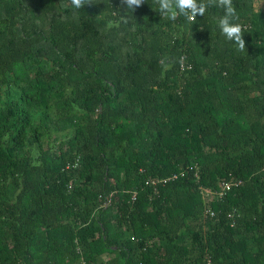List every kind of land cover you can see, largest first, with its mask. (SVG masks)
Masks as SVG:
<instances>
[{
  "label": "trees",
  "instance_id": "16d2710c",
  "mask_svg": "<svg viewBox=\"0 0 264 264\" xmlns=\"http://www.w3.org/2000/svg\"><path fill=\"white\" fill-rule=\"evenodd\" d=\"M255 1L233 0L240 52L217 6L0 0V264H264Z\"/></svg>",
  "mask_w": 264,
  "mask_h": 264
},
{
  "label": "clouds",
  "instance_id": "9594fccd",
  "mask_svg": "<svg viewBox=\"0 0 264 264\" xmlns=\"http://www.w3.org/2000/svg\"><path fill=\"white\" fill-rule=\"evenodd\" d=\"M144 0H120L122 8H124L126 15H120L123 22H127L128 13L133 12L135 8L139 7ZM93 3V0H71V4L75 9H81L84 5ZM158 10L166 19L175 21L178 16H184L189 21H195L197 15L203 16L208 6H217L223 9L224 15L219 18L218 26L221 34L226 37L228 41L235 44L240 52L246 50V42L243 38V28L238 22L239 16L236 13L233 0H207V3H198V0H156ZM183 63V58H180Z\"/></svg>",
  "mask_w": 264,
  "mask_h": 264
},
{
  "label": "built area",
  "instance_id": "2783aa9c",
  "mask_svg": "<svg viewBox=\"0 0 264 264\" xmlns=\"http://www.w3.org/2000/svg\"><path fill=\"white\" fill-rule=\"evenodd\" d=\"M175 177H176V175H173L171 178H167L166 180H169V179L173 180V179H175ZM241 184H242V179L231 176L227 179L220 181L217 189L210 190L207 188H201V193L205 199L209 198L212 195H214V196L216 195V197L221 198L222 196H224L226 194V192L228 190H230L231 188H234L236 186H239ZM204 214L208 215V216H213L214 211L210 207L205 206ZM81 264H86V263L84 260H82Z\"/></svg>",
  "mask_w": 264,
  "mask_h": 264
},
{
  "label": "rangeland",
  "instance_id": "374dc122",
  "mask_svg": "<svg viewBox=\"0 0 264 264\" xmlns=\"http://www.w3.org/2000/svg\"><path fill=\"white\" fill-rule=\"evenodd\" d=\"M255 4H256V6H258V5L264 6V0H256Z\"/></svg>",
  "mask_w": 264,
  "mask_h": 264
}]
</instances>
